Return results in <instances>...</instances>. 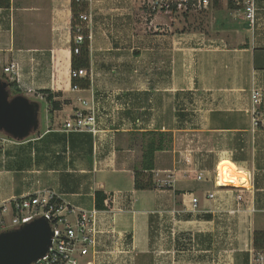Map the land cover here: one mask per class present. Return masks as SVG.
Here are the masks:
<instances>
[{"label":"crops","instance_id":"0c3cea01","mask_svg":"<svg viewBox=\"0 0 264 264\" xmlns=\"http://www.w3.org/2000/svg\"><path fill=\"white\" fill-rule=\"evenodd\" d=\"M244 2L235 0L237 8H229L227 0L212 2L184 18L180 31L173 15L148 16L139 0H89L90 86L77 91L71 76L72 0H0V76L39 100L45 114L39 133L0 151V202L51 190L91 210L97 191L112 193L106 222L116 233L132 235V248L140 254L150 247V222L162 212L173 226L184 227L217 218L236 222L253 208L264 212V0H255L254 29L244 19ZM13 62L17 68L6 73ZM254 79L263 89L257 126L248 90ZM42 90L52 92L60 109H52ZM191 94L202 104L193 110L196 127L185 126L177 115L178 104ZM206 97L215 100V108H202ZM79 110L95 112L96 133L65 129ZM204 130L228 137L225 153L237 168L259 172L252 186L224 189L212 169L194 159L189 144L177 147L178 132ZM153 132L167 133L165 149L155 154L157 187L136 190L135 172L142 170ZM167 154L172 167L161 164ZM140 203L146 208L131 216ZM232 210L237 213L230 219ZM107 245L108 240L103 251Z\"/></svg>","mask_w":264,"mask_h":264},{"label":"rangeland","instance_id":"374dc122","mask_svg":"<svg viewBox=\"0 0 264 264\" xmlns=\"http://www.w3.org/2000/svg\"><path fill=\"white\" fill-rule=\"evenodd\" d=\"M141 8L146 10L142 6ZM190 14L173 15L174 22L180 31H182L180 25L184 23V18L188 21ZM254 89L262 94L259 103H255L253 98ZM248 90L252 100V123L257 126L259 122L257 116L260 115L258 112H260V106L263 102V89L258 87L254 79ZM23 94L26 95L25 92ZM192 97L194 98L193 94L186 97V100L182 101L183 103L178 104L177 110L179 112L177 111V115L180 114L181 118L183 120L185 118V121L188 122L185 126L196 127L197 125H192V123L196 122L197 119L195 118L198 117V112L193 110L202 104L197 105ZM202 102L203 109L210 110L216 107L215 100L210 97L202 99ZM186 108H189V111H183ZM44 119L45 114L42 113L43 125ZM170 136L172 135L169 134V139ZM175 140L177 147L189 144L190 150H193L194 159L199 160L204 167L212 169L214 177L218 175V178L222 179L224 175L235 176L234 185L224 186L221 180L217 183L224 189L232 190L236 186H252L257 179L259 172L256 171L254 174L240 170L233 163L229 153H225L229 145L228 137L215 135L214 132L204 130L200 132H178ZM161 164L164 167H172V155L167 154ZM213 180L215 182V178ZM208 186L211 187L210 184ZM141 204L136 207L135 213H130L131 216L140 214L139 211L146 208L145 204ZM227 213L230 219L236 215L231 211ZM212 218L213 215L208 214L207 219ZM169 219L167 213L162 212V215L158 214L157 219L150 222L151 243L148 251L143 254L133 250L132 235L126 233L123 235L110 234V238L107 239V248L101 253L97 264H250V250L254 247V232L264 230L263 211L242 212L236 222H222L217 218L215 222H201L200 225L190 227H184L181 223L173 226V222H168Z\"/></svg>","mask_w":264,"mask_h":264},{"label":"built area","instance_id":"2783aa9c","mask_svg":"<svg viewBox=\"0 0 264 264\" xmlns=\"http://www.w3.org/2000/svg\"><path fill=\"white\" fill-rule=\"evenodd\" d=\"M76 2L83 4L88 3L89 0H76ZM212 2L213 0H140L141 6L146 9L149 16L200 12L207 10ZM243 4L244 19L254 29L257 27L259 9L255 0H245ZM91 21L92 14L89 10L78 13L75 25L72 27L74 54H79L83 44L92 39ZM15 68L17 64L13 62L5 67V72L14 71ZM71 76L74 80L86 79L88 72L86 69L73 70ZM72 89L78 91L81 90V86L79 83H74ZM253 92L255 103H259L261 92L257 89ZM83 103L87 104V101ZM96 124V115L93 110H79L66 121L65 129L96 133ZM13 141L16 140L0 132V151L6 144ZM198 179H201V175ZM216 183H219L218 175ZM207 197L214 198L215 195L209 193ZM238 199L241 201L242 196L238 195ZM192 205L193 210L198 209V197L192 198ZM252 211L256 209L253 208ZM231 213L236 214L237 210H232ZM105 214V211L98 210L96 207L91 210L80 209L51 190H38L20 198L0 202V233L46 216L55 232L54 241L47 256L34 264H97L103 252L102 247L110 238V234L116 233L114 225L106 222ZM250 252V264H264V249L253 247Z\"/></svg>","mask_w":264,"mask_h":264},{"label":"water","instance_id":"95a60500","mask_svg":"<svg viewBox=\"0 0 264 264\" xmlns=\"http://www.w3.org/2000/svg\"><path fill=\"white\" fill-rule=\"evenodd\" d=\"M42 103L13 94L10 83L0 76V132L23 141L42 129ZM55 232L50 220L41 216L18 228L0 233V264H34L49 253Z\"/></svg>","mask_w":264,"mask_h":264},{"label":"trees","instance_id":"16d2710c","mask_svg":"<svg viewBox=\"0 0 264 264\" xmlns=\"http://www.w3.org/2000/svg\"><path fill=\"white\" fill-rule=\"evenodd\" d=\"M220 0H213L214 5H218ZM74 21L75 25L76 17L78 13L82 10H88V3L78 4L76 0H72ZM229 8H237L235 5V0H228ZM73 32V31H72ZM91 63L90 55V41L87 40L79 54H72V70H82L89 69ZM10 83V89L13 94H22V91L18 87L16 82H12L8 79ZM74 83H79V81L74 80ZM80 86L87 88L90 86V81L86 78L80 83ZM46 96V101L52 105L53 110L60 109V102L54 100V96L50 90L41 91ZM152 137L146 145L143 153V164L142 170H136L135 172V189L136 190H151L157 187L155 180L153 179L152 171L155 169V154L157 151L165 149V140L167 133L165 132H153ZM95 206L101 211H110L114 206V196L112 193L99 190L95 194ZM254 247L256 249H264V230H256L254 232Z\"/></svg>","mask_w":264,"mask_h":264},{"label":"bare ground","instance_id":"6f19581e","mask_svg":"<svg viewBox=\"0 0 264 264\" xmlns=\"http://www.w3.org/2000/svg\"><path fill=\"white\" fill-rule=\"evenodd\" d=\"M221 183L224 186L234 185L235 184V176H233V175H224L222 177V179H221Z\"/></svg>","mask_w":264,"mask_h":264}]
</instances>
